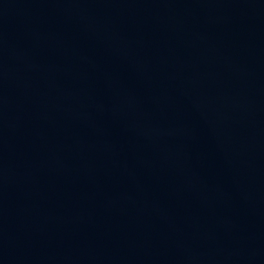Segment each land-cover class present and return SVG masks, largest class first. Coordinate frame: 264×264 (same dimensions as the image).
Returning <instances> with one entry per match:
<instances>
[{
  "label": "water",
  "instance_id": "obj_1",
  "mask_svg": "<svg viewBox=\"0 0 264 264\" xmlns=\"http://www.w3.org/2000/svg\"><path fill=\"white\" fill-rule=\"evenodd\" d=\"M0 264H264V0H0Z\"/></svg>",
  "mask_w": 264,
  "mask_h": 264
}]
</instances>
